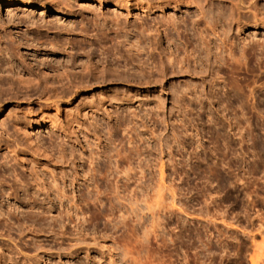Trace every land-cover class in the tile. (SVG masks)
Here are the masks:
<instances>
[{
	"label": "rangeland",
	"instance_id": "374dc122",
	"mask_svg": "<svg viewBox=\"0 0 264 264\" xmlns=\"http://www.w3.org/2000/svg\"><path fill=\"white\" fill-rule=\"evenodd\" d=\"M39 1L63 14L0 0L2 62L13 37L18 65L77 88L0 95V264H264L263 25L216 38L174 0Z\"/></svg>",
	"mask_w": 264,
	"mask_h": 264
},
{
	"label": "bare ground",
	"instance_id": "6f19581e",
	"mask_svg": "<svg viewBox=\"0 0 264 264\" xmlns=\"http://www.w3.org/2000/svg\"><path fill=\"white\" fill-rule=\"evenodd\" d=\"M92 1H99L100 3H102V4H107L109 1L108 0H92ZM169 1H171V0H169ZM169 1H167V2H169ZM249 2H247V0H237L236 1V3L235 4H232L231 3V7H229V9H228V13H226V12H224L225 11V6L223 7V5H221V4H223L224 2L223 1H221V0H218L217 1V6H215L214 5V1L213 0H174V2L176 3V4H178V5H184V6H186V7H188V8H193V7H195V12L197 13V15L199 16V19H198V21H196L195 20V22H193L197 27H198V25L199 24H204L205 26H204V28L202 29V31H199L200 33H204L205 34V32L208 34V37L210 36V35H212V36H214V37H216V38H220L221 37V35H220V33H221V31H223L224 29H222V27L225 25V24H228V26L230 27V26H232V25H236L237 26V28L240 26V25H245V22H246V19H249V15H251L252 17H253V21L255 22V24L256 23H258V22H260V24H262L263 26L262 27H264V17L263 18H261V17H259V15L261 16V14L263 13V15L262 16H264V12L262 11V12H259V11H261V10H259V8H258V6L255 4V2L253 3V0H248ZM15 2H20L21 3V5H24V6H26V7H32V8H36V9H39V10H42V11H44V12H47V11H55L56 13H60V14H63L62 13V11H61V8H59V6L57 5V4H54V3H52V2H49V1H43V2H40L39 0H7V4L8 5H13ZM146 2V1H145ZM147 3V2H146ZM148 4V3H147ZM216 4V3H215ZM62 5H63V3H62ZM69 5V4H68ZM221 5V6H220ZM208 6V10L206 11L205 10V8ZM64 7H66V8H68V12L70 13V15H72V9L71 8H69V6H67V4L66 5H64ZM217 8L219 11H217V16H216V18L215 17H211V16H214L215 14H213V15H211V8L212 9H214V8ZM62 8H63V6H62ZM149 8H151V9H155L154 7L152 8V7H150L149 6ZM64 9V8H63ZM227 10V9H226ZM214 12V11H213ZM216 12V11H215ZM42 13V12H41ZM225 13H226V16H225ZM261 13V14H260ZM207 14H208V21H207ZM209 15H211L210 17H209ZM228 15V16H227ZM259 17V18H258ZM117 18H119L118 16L116 17V19ZM196 18H197V16H196ZM215 18V19H214ZM242 18L243 19H245V20H242ZM24 22V21H23ZM37 23V22H36ZM253 24V23H252ZM259 24V25H260ZM254 25V24H253ZM116 27H118L119 26V24L118 25H115ZM43 27H46V25H41V28H43ZM219 27L222 29L220 32H219ZM224 27H226V26H224ZM241 27V26H240ZM47 28V27H46ZM49 28V27H48ZM47 28V29H48ZM155 28V27H154ZM162 29V30H161ZM180 29V25H177L176 23H170V24H168V25H160V26H158L157 28H155V29H153V26L151 27L150 25H147V26H145L143 29H142V32H141V34L144 36H142L143 37V41H137L136 42V44H137V46H138V48H137V50H139L140 49V45L144 42H146L147 40V38H149V36L148 35H145V34H149V33H151L152 31H154L155 33H157L158 35H157V37H158V39H155L154 40V43H153V45L155 46V48L154 49H152L151 50V52H156L157 50H158V48H157V46L158 45H160V41L162 40V38H163V36H164V38H165V40L167 41V43H169V41H170V39L168 38V34H167V31H169V30H174V31H177L178 32V30ZM243 29V28H242ZM240 30V29H239ZM48 31V30H47ZM225 32H226V35H227V29L226 30H224ZM229 31V30H228ZM67 32H69V31H66V33ZM225 32H223V33H225ZM226 35H224V37L220 40L221 41V44H222V47L224 48L225 47V45H226V43H227V41H226ZM147 36V37H146ZM226 36V37H225ZM228 38V37H227ZM23 40V39H22ZM217 40V39H216ZM219 40V39H218ZM25 41L27 42L28 41V39H25ZM220 41H218V42H220ZM264 41V40H263ZM9 42H10V44H9V46L10 47H6L5 49H4V53L2 54L3 55V57L4 56H8V59L5 57V60H4V62H2V59H4V58H2V56L0 57V95L2 96V94L4 93V92H7L8 93V95H10V94H12V93H15V92H17V93H15L16 95H15V97L18 95V93H22V92H20V90H22V85H20V84H23L24 86V89H26L25 90V95L24 96H26V97H30V96H32V95H38V96H42V95H44V94H46V93H48V87H51L52 88V93H53V95L54 94H56V89L55 88H53V87H56V86H54V85H56V84H60V86L61 87H64V82H66L67 81V84L69 83V84H71L72 85V88H74V89H76L77 87V85L75 84H73V79H71V78H69L68 76L66 77L65 76V78L64 77H62V75L61 76H52V78H50L51 76H49L48 77V75H46L44 72H42V71H40V74H38L39 75V77H37L38 75L36 74V77L37 78H39V79H36V77H35V73L33 74V72H31L30 71V69L31 68H29V65L27 66L26 64V66L25 67H23V66H21V63H20V65H18V63H16V61L14 60V58H16V55L14 54V51H15V49L17 50V51H19L20 50V48L23 46V42H21V41H17L15 38H13V37H10V40H9ZM210 42H211V40L210 39H208V51H210L211 52V50H210ZM226 42V43H225ZM213 43V42H212ZM212 43H211V45H212ZM225 43V45L223 46V44ZM38 44H40V45H42V43H39L38 42ZM119 44H120V42H119ZM129 44V43H128ZM131 44V43H130ZM220 44V43H219ZM218 44V45H219ZM263 44V43H262ZM131 46H134L133 44H131ZM217 47V46H216ZM230 47H232V43H231V46ZM229 47V48H230ZM223 48H221V46L219 45L218 46V49H217V51L220 49V50H222ZM229 48H227L228 50H229ZM245 48V49H244ZM243 49L244 50H246V47H244ZM264 48V47H263ZM232 49V48H231ZM242 49V50H243ZM252 50H253V48H251ZM226 50V49H225ZM225 50H223V52H225ZM243 50V51H244ZM248 50V49H247ZM250 50V49H249ZM248 50V51H249ZM250 50L251 52H255V50ZM242 51V52H243ZM249 51V52H250ZM210 52H208V54H210ZM222 52V53H223ZM227 53H228V51H226ZM231 52V51H230ZM229 52V53H230ZM244 52H246V51H244ZM243 52V53H244ZM220 55H219V54ZM217 54H216V56L217 55H219L217 58H220L221 57V55H222V53H220V52H218ZM243 53H242V55H243ZM232 53H230V54H228V56L229 55H231ZM248 54H250V53H248L247 52V54L246 55H248ZM252 54V53H251ZM250 54V55H251ZM159 56H161V53L160 54H158ZM172 55H173V53L172 52H170V53H168V57H167V61H168V64H174V65H178V64H180V61L179 60H177V56H174V58L172 59ZM212 55V54H211ZM244 55H245V53H244ZM249 55V56H250ZM215 56V57H216ZM14 57V58H13ZM232 57V56H231ZM2 58V59H1ZM18 59V58H17ZM16 59V60H17ZM162 59V58H161ZM221 59H223V57H221ZM20 60V59H19ZM216 60V59H215ZM218 60V59H217ZM223 60H225V58L223 59ZM175 63H174V62ZM221 61V60H220ZM219 62V61H218ZM23 65V64H22ZM89 67H87V69H88ZM23 75H26L27 77L25 78V79H22V77H23ZM165 75V74H164ZM2 76H5L4 77V82H2L3 80H1L2 79ZM17 77V79L16 78H14V77ZM64 76V75H63ZM73 76L74 75H72L71 77L73 78ZM50 79L52 80L51 81V83H50ZM17 80V81H16ZM15 81H16V83H18V85L17 84H15ZM35 83V84H34ZM79 83V82H78ZM79 84H81V83H79ZM17 85V86H16ZM21 86V88H20V86ZM51 85V86H50ZM6 86V87H5ZM19 86V87H18ZM43 86V87H42ZM48 86V87H47ZM15 87H18V88H16L15 89ZM23 89V90H24ZM31 89V90H30ZM54 89V90H53ZM47 90V91H46ZM50 92V91H49ZM6 93V94H7ZM23 94H24V92H23ZM22 94V95H23ZM31 94V95H30ZM13 96H14V94H13ZM12 96V97H13ZM2 98L0 97V111H1V109H2V106H1V103H2ZM39 126V125H38ZM0 167H3V164L1 165L0 164ZM141 174H143V173H141ZM36 175V174H35ZM33 176L31 175V179H33L32 178ZM36 177H37V175H36ZM33 180H36V179H33ZM35 186L37 187V186H40L39 185V183L37 182V180L35 181ZM7 187V185L4 183V184H0V217L1 216H3V202H5V201H3V198H5V188ZM9 189H10V193H8L6 196H7V200H11L10 198L14 195V196H16L17 195V193H18V191L17 190H15L14 188H12V187H9ZM45 196H47V195H45ZM6 204V203H5ZM9 204V203H8ZM6 207V206H5ZM11 209V208H10ZM7 215L8 216H10L11 215V211H8L7 210ZM6 227V226H5ZM5 227H3V225H2V223H1V220H0V230L4 233H0V238H3L4 236L6 237H8V239L10 238V232H12V231H14V228H12V226L11 227H8L7 226V230L5 231ZM27 236L28 237H37L38 236V232L35 230V229H27ZM9 241V240H8ZM0 242H4V241H2V240H0ZM7 244H8V242H7ZM8 246V245H7ZM19 253V252H18ZM20 254V253H19ZM2 254H0V261L1 260H5L4 258L2 259ZM10 260V259H9ZM23 264H26V263H23Z\"/></svg>",
	"mask_w": 264,
	"mask_h": 264
}]
</instances>
